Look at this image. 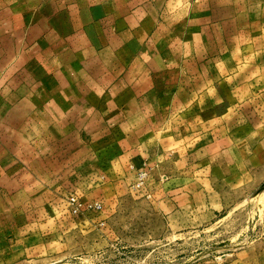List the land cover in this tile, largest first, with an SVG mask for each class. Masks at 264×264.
<instances>
[{
    "label": "rangeland",
    "instance_id": "obj_1",
    "mask_svg": "<svg viewBox=\"0 0 264 264\" xmlns=\"http://www.w3.org/2000/svg\"><path fill=\"white\" fill-rule=\"evenodd\" d=\"M44 2L0 6V138L36 171L48 165L47 192L37 183L35 192L0 199V264H264V143L252 156L258 138L237 151L253 113L264 122L263 72L255 70L261 80L251 87L252 67L264 66V24H246L239 56L236 39L213 41V52L234 48L226 56H196L188 40L158 41L155 87L139 105L150 116L129 121L136 128L127 139L120 114L93 109L112 105L69 102L99 91L87 85L108 41L94 40L90 24L40 22L54 11ZM133 42L127 50L139 47ZM81 106L87 119L62 115ZM189 187L200 194L197 216L159 213L170 196L184 207Z\"/></svg>",
    "mask_w": 264,
    "mask_h": 264
},
{
    "label": "crops",
    "instance_id": "obj_2",
    "mask_svg": "<svg viewBox=\"0 0 264 264\" xmlns=\"http://www.w3.org/2000/svg\"><path fill=\"white\" fill-rule=\"evenodd\" d=\"M28 1L31 2V0ZM0 2L2 4L0 6L4 8V0ZM19 5L20 0H13L9 6L14 8ZM42 6L45 10L52 7L54 11L48 16L44 14L43 21L40 20V22L90 24L93 27L91 37L94 40H98L99 44L100 41H108L100 44L98 52L95 53L99 58L93 71L98 74L87 85L91 88H98L99 91L96 95L70 99L69 102L112 105L113 110L102 114L97 107L93 109L102 118L112 119L120 114L121 119L125 121L121 127L131 132L126 138L133 137L134 128H136L129 121L143 120L150 116L139 105L150 102V92L155 87L153 73L158 70L155 60L162 52L161 43L158 41L172 40L181 43L182 40H188L189 48L196 49L194 51L196 56L201 54L226 56L234 48H228L226 45V51L221 48L222 51L213 52V41L228 43L236 39V52L239 56L246 54L245 45L239 44L246 39V24H264V0H45ZM127 25H129L128 29ZM233 25L237 26L236 31L230 30ZM84 32L81 36L87 39V31ZM133 39L139 47L136 50H127V44L132 47L135 43ZM149 41L155 42L151 46ZM174 47L173 44L172 48ZM176 49L177 53L180 52V47ZM126 57L129 59L125 60ZM107 58H110V64L114 58L115 62L107 66L104 64ZM116 62H118L117 65ZM240 68L237 67V69ZM252 69H254V74L251 87H256L257 80L260 78L255 79L257 72L255 70H258V73H264V66L260 68L253 66ZM238 83L237 87H245V81H238ZM100 89L104 91L101 92ZM61 102L63 105L66 104V99H61ZM51 103H57V101L52 99ZM116 104L124 106L120 108L119 113L108 115L115 110ZM51 110L56 111L57 109L51 108ZM87 110L89 108L84 106L76 107L72 111L63 107L61 112L62 115L70 114L73 119L78 117V113H83V117L87 119L89 117ZM259 119L262 121L260 110L258 113H253V118L247 126L249 129L247 128L243 137L239 136L240 132L238 133L237 151L241 150V146H247L251 138H258L253 140L252 147L248 149L251 156L260 151L257 147L260 143H264V134L260 138L258 130H262L261 124L264 129V122L258 124ZM251 123H254L253 126ZM246 137L247 140H245ZM12 145H8L9 149H7L4 140L0 138V199L3 200L4 194L15 198L21 193L35 192L37 183H42V190L47 192V163L41 162L42 172L36 171L38 165L31 160H24L20 155V147L17 149ZM261 166L264 165L261 164ZM43 177L47 178L41 179ZM184 191H187L183 193L181 199L184 207H177L176 199L170 196L160 203L159 213L171 220L179 219L182 214L197 216L200 194L196 187H189ZM176 223L180 222L176 221Z\"/></svg>",
    "mask_w": 264,
    "mask_h": 264
},
{
    "label": "built area",
    "instance_id": "obj_3",
    "mask_svg": "<svg viewBox=\"0 0 264 264\" xmlns=\"http://www.w3.org/2000/svg\"><path fill=\"white\" fill-rule=\"evenodd\" d=\"M73 202H77V200L76 199H73Z\"/></svg>",
    "mask_w": 264,
    "mask_h": 264
}]
</instances>
